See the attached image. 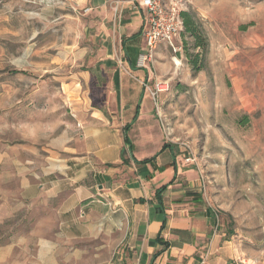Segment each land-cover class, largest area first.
<instances>
[{
    "label": "rangeland",
    "instance_id": "obj_1",
    "mask_svg": "<svg viewBox=\"0 0 264 264\" xmlns=\"http://www.w3.org/2000/svg\"><path fill=\"white\" fill-rule=\"evenodd\" d=\"M117 1L0 0V152L15 146L21 148L15 156L42 151L83 111L76 101L108 100L106 58H120L125 36H142L144 27L138 9ZM175 1L181 16H192L202 45L184 26L177 50L159 46L153 70L171 90L158 105L140 83L144 76L129 70L130 96L152 105L148 139H135L147 146L136 156L156 157L167 140L187 163L181 144L189 142L197 161L188 164L203 174L199 196L229 241V262L264 264V0ZM140 41L134 58L145 51ZM119 65L125 72V62ZM141 119L139 129L148 115ZM0 187L5 244L11 234L24 236L29 211L19 206V181L7 164L0 165Z\"/></svg>",
    "mask_w": 264,
    "mask_h": 264
},
{
    "label": "crops",
    "instance_id": "obj_2",
    "mask_svg": "<svg viewBox=\"0 0 264 264\" xmlns=\"http://www.w3.org/2000/svg\"><path fill=\"white\" fill-rule=\"evenodd\" d=\"M138 12L144 22L145 11ZM124 26L134 29L132 21ZM140 39L145 49L144 36L135 32L122 40L120 58L107 56L108 100L76 101L83 111L53 144L24 156L12 153L19 146L1 150L0 165L17 174L19 206L29 212L24 236L17 232L0 244V264H232L229 241L199 196L201 171L182 162L167 140L156 157L136 156L147 146L135 139H148L152 111L130 96L129 72L148 75L131 55ZM142 114L148 120L139 129Z\"/></svg>",
    "mask_w": 264,
    "mask_h": 264
},
{
    "label": "built area",
    "instance_id": "obj_3",
    "mask_svg": "<svg viewBox=\"0 0 264 264\" xmlns=\"http://www.w3.org/2000/svg\"><path fill=\"white\" fill-rule=\"evenodd\" d=\"M122 1L124 0H118L117 2L120 4ZM128 2L132 4L134 9L141 8L146 13L142 30L146 47L145 51L139 54L137 58V67L147 70V78L142 80L141 83L145 91L158 105L161 94L169 92L171 84L169 81L155 76L153 70L154 55L162 44L178 49L175 42L184 28V21L175 0H128ZM116 10H118V7ZM150 81L153 83L151 84ZM181 145L188 154L186 162L196 163L197 157L189 142H182ZM202 178L204 179L203 174Z\"/></svg>",
    "mask_w": 264,
    "mask_h": 264
},
{
    "label": "trees",
    "instance_id": "obj_4",
    "mask_svg": "<svg viewBox=\"0 0 264 264\" xmlns=\"http://www.w3.org/2000/svg\"><path fill=\"white\" fill-rule=\"evenodd\" d=\"M182 18H183V21H184L185 30L187 32L191 33L196 38V40L198 42V45H202L201 38H200V36H199V34L197 32V28L194 26V21H193L192 16L188 12L184 11V12H182ZM125 141H126L127 144L130 145V140H129L126 132H125ZM146 161H148V160H146Z\"/></svg>",
    "mask_w": 264,
    "mask_h": 264
}]
</instances>
